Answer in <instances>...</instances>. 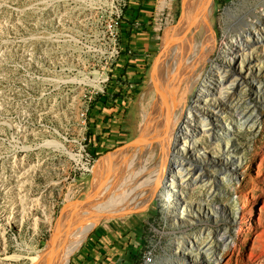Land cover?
I'll return each instance as SVG.
<instances>
[{
  "label": "rangeland",
  "instance_id": "rangeland-1",
  "mask_svg": "<svg viewBox=\"0 0 264 264\" xmlns=\"http://www.w3.org/2000/svg\"><path fill=\"white\" fill-rule=\"evenodd\" d=\"M154 1L152 10L144 12L145 17L141 18L144 19L143 29L149 28L156 46L137 87L136 134L107 149H98L94 148V141H89L87 124L80 113L87 105V96L98 88L105 90L113 73L109 72L108 81L101 82L109 68H113L110 63L106 65L104 52L108 46L105 33L108 1L0 0V231L5 234V245L0 241V264H6L4 257L7 255L25 257L31 250L41 251L47 245L60 243L80 226L105 188L111 186L110 182L101 186L99 181L106 167L102 158L105 155L114 153L117 157L122 150L129 151L128 159L117 158L121 176L125 163L136 155L154 156L156 162L159 154H163L158 142L161 131L156 133L157 121L150 115L156 104L162 103L165 78L173 69L176 54L181 52L184 63L193 56V36L206 48L204 74L212 60H218L224 38L238 35L241 26L254 20L253 9L254 12L264 10V0ZM195 11L200 12V16L210 12L204 28H199L194 18L185 23ZM241 13L246 17L243 25ZM204 34L207 37L205 43L204 39L201 41ZM188 42L192 46L187 45ZM220 63L227 65V62ZM228 68L235 71V66L228 65ZM229 74L225 75V80L231 86L227 92L232 93L228 98L234 105L226 110L224 118L241 117L247 123L254 122L253 128H237L228 136L229 141H234L244 153L237 174L243 185L232 189L233 200L228 202L224 199L227 189L221 186L226 184L216 176L220 182L218 192L204 203L217 207L220 216L217 221L208 223L171 225L158 195H151L128 211L103 213L90 231L126 224L129 242L134 246L138 241L132 264H138L145 257L150 258L149 264H158L161 260L170 264L166 258L174 255L175 237L203 225L212 229L211 234L206 235V240L212 239L211 249L226 254L224 238L229 232L226 227L233 235L236 225L240 224L239 220L232 221L234 211L240 214L245 210L254 218L260 214L264 218V212L261 213L258 207L264 196V156L260 154L264 150V90L260 91L256 108L261 110L256 114L248 102V98H252L251 92L247 90L246 95L239 90L236 82L229 79ZM180 75H183L181 84L184 86L190 77L187 71ZM259 78L264 82V75L260 74ZM189 91L182 92L176 99L180 112L194 99L196 87ZM209 142L204 138L200 142L206 154L214 155L216 159L228 158L224 154L225 147L210 148ZM186 152L185 157H189V151ZM107 168L106 173H109L111 166ZM244 175L250 180L245 182L247 184L243 181ZM109 176L108 180H112V175ZM252 181L258 187L253 188ZM245 194H249V202L243 209L242 196ZM29 195L40 202L41 207L33 216L20 220L24 212L23 199L26 201ZM189 199L194 204L201 200L195 195H190ZM167 208L171 210L172 206L167 205ZM243 223L249 229L238 236L241 248L233 261L264 264L263 255L254 263L247 259L251 244H256L254 230L260 229L262 224L257 220ZM77 251L70 255V260ZM201 256L205 259L203 264H209L212 259L204 251ZM13 264L29 263L24 259L13 261Z\"/></svg>",
  "mask_w": 264,
  "mask_h": 264
},
{
  "label": "bare ground",
  "instance_id": "bare-ground-1",
  "mask_svg": "<svg viewBox=\"0 0 264 264\" xmlns=\"http://www.w3.org/2000/svg\"><path fill=\"white\" fill-rule=\"evenodd\" d=\"M251 14L254 20L247 21V24L245 23V15H241L243 20L241 24L245 23L246 26H241L238 35L231 34L224 38L217 57L218 60H212L210 67L204 74L202 73L204 71L203 61L206 59L204 56L206 48L202 47L199 41L196 42L193 36V56L184 63L181 52L176 54L170 75L167 76V79L164 77L166 89L163 92L162 103L156 104L150 115V118L157 121L156 133L161 131L158 142L163 154H159L157 161L155 162L156 159H153L154 156L151 158L145 153L136 155L132 161L129 160L125 163V170L121 176L119 166L116 164L117 158L128 159L129 151L124 149L118 153L117 157L113 156L114 153L102 157L106 167L103 169L99 181L101 186L108 182L111 183V186L105 188L104 193L98 198V202L91 207L80 226L60 243L47 245L41 251L31 250L25 257L21 254L7 255L4 257L6 264H13V261L24 259H27L29 264H68L70 255L82 244L90 231V227L99 220L103 213L128 211L140 201H147L151 195H158L166 218L173 226L180 227L192 225L195 222L208 223L212 220H218L219 209L204 203L215 195V191L220 185L216 176L218 175L226 184L222 183L221 186L227 189L226 191L223 189V191L226 192L224 199L228 202L233 200L232 189L243 185L241 180L238 181L237 174L239 173V162L244 153L234 141H229L228 136L237 128L246 129L254 126V122L247 123V120H242L241 117L224 118L223 115L226 110L233 108L234 105L232 99L228 98V96H232V93L227 92V89L231 87L226 84L225 75L227 73L230 72L229 79L234 83L236 82L239 90L244 93L247 90L251 92L252 98H248V102L252 105L250 108L254 107L255 109H251L255 110L256 114H259L261 110L256 107L260 91L264 90V82L259 78L260 74L264 75V10L254 12L253 9ZM209 17L210 12H204L203 16H200V12L195 11L190 14L185 23L194 18L196 24L200 26L199 28H204L206 25L204 21ZM204 35L205 37L201 38V41L204 39L205 43L207 37L206 34ZM187 45H190L189 42ZM220 61L227 62V65L221 64ZM228 65L235 66V71H231ZM182 71H187L190 77L184 86L181 84L183 75L180 73ZM193 78L195 79L192 81ZM195 87L194 99L180 112L178 110L180 104L176 102V99L181 97L182 92L184 93L188 89L191 91ZM203 138L210 141L208 143L210 148L225 147L226 153L224 154L228 158L216 159L214 155L206 154V149L203 148L202 150V146H200ZM55 142L61 145L59 141ZM186 151H189V157H185ZM260 154L264 156V150ZM231 156H235V158ZM110 166V172L106 173L107 167ZM109 175H112V180H108ZM168 181L169 184H167ZM243 181L248 183L250 180L245 176ZM251 185L253 188L258 187L255 181H252ZM190 195H195L197 199L201 200L194 204L189 199ZM248 195L242 196L243 209L246 208V202H249ZM22 196L24 197V195ZM23 200L25 201V199ZM262 200L263 203L258 205L261 213L264 212V196H262ZM24 201V206L23 203H20L24 210L20 220L24 217L33 216L41 207L40 202L31 196ZM167 205L172 206L171 210L167 208ZM239 213L234 211L231 217L233 222L239 220L241 224L236 225L233 235L230 228L226 227V232L229 231L224 238L226 254L220 251L215 253L211 249L210 242L212 239L206 240V235L211 234L212 229L208 225H203L191 233L176 236L174 250L172 248L174 255L166 258V261H170V264H203L205 259L201 255L204 251L208 257H212L209 264H239V259L233 261V256L240 252L241 245L237 240L240 239L238 236L249 229L247 224L243 222L252 223L257 220L262 225L260 229L254 230L256 244H251V250L246 251L248 261L256 262L262 255L264 256V218H262V214L254 218L250 212H245V210H241ZM4 239L5 234L0 231V241L3 243ZM3 245L5 244L3 243ZM0 252L2 253V250ZM242 261L240 260V264H243ZM158 264H164L163 260L159 261Z\"/></svg>",
  "mask_w": 264,
  "mask_h": 264
},
{
  "label": "crops",
  "instance_id": "crops-1",
  "mask_svg": "<svg viewBox=\"0 0 264 264\" xmlns=\"http://www.w3.org/2000/svg\"><path fill=\"white\" fill-rule=\"evenodd\" d=\"M154 6V0H129L121 24L123 44L127 48L114 65L106 89L95 96L88 112L85 127L89 141L96 145L94 148L107 149L136 134L137 87L156 46L149 28L143 29L141 18ZM126 231V224L89 231L68 264H132L138 241L132 246Z\"/></svg>",
  "mask_w": 264,
  "mask_h": 264
},
{
  "label": "built area",
  "instance_id": "built-area-1",
  "mask_svg": "<svg viewBox=\"0 0 264 264\" xmlns=\"http://www.w3.org/2000/svg\"><path fill=\"white\" fill-rule=\"evenodd\" d=\"M109 5V17L106 20L105 25V33L108 39V46L105 52V63L112 64L113 67L117 63L122 51L127 48L123 44V37H122V29L121 24L124 19L125 13L127 11L129 0H107ZM131 50H128L130 53ZM113 68H109L107 71L105 78L101 80L102 83L108 81L110 76L108 75L109 72H112ZM100 82V83H101ZM104 91V87L98 88V91H93L87 96V105L84 110L81 111L80 116L82 117L83 121L87 124L88 119V112L90 110L91 104L94 101L95 96L99 93ZM85 124V125H86ZM150 258L145 257L138 262V264H149Z\"/></svg>",
  "mask_w": 264,
  "mask_h": 264
}]
</instances>
